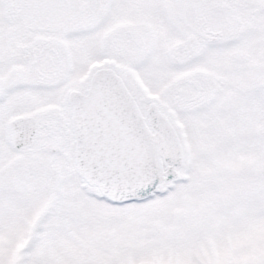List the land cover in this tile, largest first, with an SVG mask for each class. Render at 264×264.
Returning a JSON list of instances; mask_svg holds the SVG:
<instances>
[{"label":"snow or ice","instance_id":"1","mask_svg":"<svg viewBox=\"0 0 264 264\" xmlns=\"http://www.w3.org/2000/svg\"><path fill=\"white\" fill-rule=\"evenodd\" d=\"M0 264H264V0H0Z\"/></svg>","mask_w":264,"mask_h":264}]
</instances>
